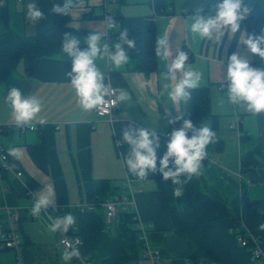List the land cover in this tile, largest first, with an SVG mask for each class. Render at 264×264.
Masks as SVG:
<instances>
[{
	"label": "crops",
	"instance_id": "obj_1",
	"mask_svg": "<svg viewBox=\"0 0 264 264\" xmlns=\"http://www.w3.org/2000/svg\"><path fill=\"white\" fill-rule=\"evenodd\" d=\"M142 1L143 4H128L126 0H100L97 4L95 0H83L80 8L85 10L77 18L75 13L69 17L64 33L77 37L81 41L79 47L83 50L87 47L84 38L99 24L102 26L107 15H154L151 2ZM208 1H170L169 10L172 14L155 15V32L157 36L171 26L169 43L173 45L174 56L178 44L182 51L190 53V60L186 63H192L194 68L204 74L200 87L209 88L210 110L213 115L219 116L216 133L223 140L224 149L209 157L201 175L220 195L233 199L242 192L240 175L243 158L255 147L264 151V114L253 116L241 110L242 128L250 137L247 141L242 140L240 134L230 128L226 93L219 86L224 83L228 58L232 53H238L249 62L259 58L249 53L240 43L247 36L242 22L240 31L244 33L237 32L232 38L226 33L220 44L215 40L193 39L189 31L190 15H194L200 8L203 9L202 15L208 13L212 8ZM28 2L30 0H8L5 5L14 32L22 37H32L52 29L56 14H51L50 9L53 3H62V0H35L47 17L36 24L26 19ZM124 5H131L132 8L124 9ZM111 32L117 34L116 30ZM220 60L223 61L221 68ZM100 64L102 70L108 72L106 83L117 90L118 96L121 92L128 93L131 97L128 104L133 105L121 103L111 121L99 118L95 109L85 111L78 105L69 84L70 79L65 75L71 71V60L61 50L52 56L37 59L31 73L26 72L22 61L13 67L7 57L0 56V126H15L11 108L3 99L13 87L19 89L22 96L31 94L41 99L43 110L40 116L47 120L43 126L37 124L36 131L22 132L13 127L0 133V146L6 154L9 146L19 147L24 153L20 161L7 156L8 169L0 168V207L9 205L19 212L16 230L21 239L18 252L0 249V264H17V255L21 258V264H63L60 257L64 247L59 244L62 235L58 232L53 236L47 232V216H63L68 210L93 205L90 199L93 185L103 180L118 189L117 194L106 199H112L118 193L132 196L136 208L130 210L136 213L146 230L151 229L165 238L153 246L161 251L160 264H213L207 258L196 259L189 242L173 235V220L154 194L153 174L140 181L128 172L124 164V156L129 152V146L121 139L124 127L129 124L138 128L157 126V134L164 137L181 127L182 120L175 124L168 123L164 109L170 107L171 102H164L166 97L159 99L163 83L160 74L166 72V68L158 67V61L156 70L150 73L136 69L132 60L120 70H110L106 62ZM139 79H151L152 87L139 88ZM222 100L225 102L221 103ZM169 110L173 117L179 115L175 108L170 107ZM181 111L185 114L186 106L181 105ZM204 121L209 125L213 123L211 118ZM188 135L190 137L191 133ZM259 161L260 165L254 169L259 182H252L249 174L244 175L243 180L247 184L246 193L252 207L264 212V159ZM12 164L16 167L9 171ZM44 184L54 187L55 204L49 206V210L41 213L40 217H33L30 211L36 198L33 193L40 191ZM126 184L129 188L125 187ZM5 217L0 214V225L4 223ZM71 264L87 262L81 256L79 260L74 258ZM137 264L154 263L142 257Z\"/></svg>",
	"mask_w": 264,
	"mask_h": 264
},
{
	"label": "clouds",
	"instance_id": "obj_2",
	"mask_svg": "<svg viewBox=\"0 0 264 264\" xmlns=\"http://www.w3.org/2000/svg\"><path fill=\"white\" fill-rule=\"evenodd\" d=\"M83 0H62V3H53L51 14L71 17L73 13L78 15L85 9L80 8ZM97 4L100 0H95ZM184 0H182V3ZM79 9V11H77ZM200 8L191 16L189 31L193 39L215 40L220 44L222 37L227 33L230 38L240 31V22L251 13L244 0H222L216 3L206 14H201ZM47 17L35 0H30L26 5V19L36 24ZM72 26V25H71ZM168 29L158 34L155 38L154 52L158 67L166 68L161 73L163 83L159 99L166 97L164 102H171V108L179 113L173 117L170 107L164 109L169 124L183 121L181 127L174 129L168 136L165 144L166 151L162 156H157V149L162 146V137L157 134V126L138 128L132 124L122 129V141L129 146V152L124 156V164L128 172L140 181H144L150 174L159 173L165 182L171 181L174 198L182 197L184 186L193 177H199L203 172V161L208 157L210 145L218 142V135L211 126L203 121L194 126L191 119H184L181 105L187 106L191 99V90L201 86L203 72L194 68L192 63H186L188 54L182 51L178 44L169 43ZM109 30L119 33L118 41L109 44L105 37ZM244 33V32H241ZM81 41L71 33H64L59 50L71 60V71L65 73L70 79V87L74 90L78 105L85 111L96 109L105 102L110 85L106 83L108 72L102 70L100 62H106L110 70H120L131 61L128 50L136 48V39L130 38L126 28L114 20L111 15L104 17L102 26L90 31L84 38L87 47L80 49ZM244 49L264 61V29L259 35L248 34L240 40ZM58 55V54H57ZM59 59L61 56L58 55ZM223 61L220 60V68ZM226 88V102L239 106L253 116L264 114V69L250 66L249 61L238 53H232L228 58L226 77L223 80ZM151 79H139L138 87L141 89L152 87ZM4 102L11 108V115L16 128H30L35 131L36 125L47 123L46 118L40 116L43 110V101L31 94L22 96L21 91L15 87L3 97ZM131 97L126 92H121L114 102V107L124 103L126 106ZM225 101L222 100L221 103ZM159 118V117H158ZM189 133L191 136L189 137ZM23 149L15 146L7 148V156L13 160L23 159ZM7 159V157H5ZM12 164L9 171L15 169ZM36 176V175H35ZM36 197L30 209L33 217H40L41 213L55 204L56 193L51 184H44L42 189L34 192ZM76 217L72 213L65 215H48L46 230L48 233H60L62 236L76 224ZM259 231H264V223L258 225ZM81 241L63 238L59 244L63 245L61 261L63 264H71V261L80 259L79 249Z\"/></svg>",
	"mask_w": 264,
	"mask_h": 264
},
{
	"label": "trees",
	"instance_id": "obj_3",
	"mask_svg": "<svg viewBox=\"0 0 264 264\" xmlns=\"http://www.w3.org/2000/svg\"><path fill=\"white\" fill-rule=\"evenodd\" d=\"M170 1L172 2V0H154V15L113 17L120 27L128 30L130 38L136 39V48L128 50V55L138 70L147 73L156 70L154 17L172 14L169 10ZM219 2L222 0L208 1L211 7ZM244 3L252 9V13L241 22L248 34L259 35L264 29V0H244ZM68 19L67 16L56 14L52 29L32 37H22L11 28L6 7L0 6V56L7 57L13 67L22 61L26 72L31 73L37 59L52 56L60 51L64 26ZM115 35L119 36V33ZM186 53L190 57L187 50ZM249 63L252 67L264 69V61L260 59ZM210 101L208 87L191 90V99L186 106L184 119H191L194 126H198L206 118H211L213 123L210 126L216 131L219 116L212 114ZM238 133L242 140L250 139L244 133L242 124ZM161 137L163 143L157 149L158 157L166 151L165 144L168 140L164 136ZM223 149L224 142L221 139L210 145L208 157L203 161V165L213 153L221 152ZM259 159H264V151L259 147L253 148L246 154L242 160L243 177L255 171L254 169L260 165ZM152 179L155 182L154 194L173 220V235L189 242L195 251L196 259L207 258L215 264H256L251 259L248 248L237 240L239 233L250 232L259 239L264 251V231L258 230V225L264 223V212L252 207L246 193L245 182L240 195L227 199L210 187L200 175L193 177L184 186L182 197L174 198V185L171 181H163L159 173L153 174ZM117 191L118 189L113 188L107 180L96 182L90 195L94 205L93 210L87 209L81 212L75 209L63 214L70 212L76 217L77 222L68 233L80 237L81 256L94 264H137L142 257H145L146 246L140 237L141 232L136 229L135 212L130 209H120L117 219L112 224L106 221L105 210L101 203L108 196L117 194ZM118 194L117 196L123 195ZM146 233L152 247L165 240L151 229Z\"/></svg>",
	"mask_w": 264,
	"mask_h": 264
},
{
	"label": "built area",
	"instance_id": "obj_4",
	"mask_svg": "<svg viewBox=\"0 0 264 264\" xmlns=\"http://www.w3.org/2000/svg\"><path fill=\"white\" fill-rule=\"evenodd\" d=\"M7 1L8 0H0V6H5ZM16 1L20 2L22 0H16ZM147 1L151 2L153 6L154 0H147ZM183 12L185 13L186 10H183ZM111 31L112 30L108 31V34L105 38L109 44L118 41V36L114 35L113 32ZM225 88H226L225 82L220 84L219 89L221 91H225ZM117 97H118L117 90L114 87L110 86L108 94L105 95V102L99 105L95 109V112L99 118L108 119L109 121L112 120L111 118H112L114 111L119 107V105L114 107V102L116 101ZM233 109H234V117L230 124V128L236 132H239L240 124H242V116H241L242 108H240L239 106L233 105ZM13 127L15 126H11V125L0 126V133H2L6 129L13 128ZM37 129H38V125H36L35 131ZM20 130L22 132L33 131L27 127L20 129ZM169 135L170 134H168L166 138H168ZM5 157H7V154L6 152H4V150L0 146V168L3 170L8 169V163ZM18 176H20V174H18ZM240 179L242 181L241 187L243 189V183H244L243 179L244 178L242 174L240 175ZM125 187L129 188L127 184L125 185ZM101 205L105 210L106 221L108 224L113 223L117 219L119 209L134 210L136 208L135 201L132 198V196L126 195V194H123L122 196H116L112 199H106L104 202H102ZM79 209L82 212H84L87 209L93 210L94 205H90L88 207H80ZM46 210H49V208H47ZM0 214L6 216L4 223L0 225V249L1 250H13L15 252H18V250L21 247V239L16 230V224L20 219V214L16 210L15 207H12L9 205H4L0 207ZM136 229L141 232L140 237L145 242V246H146L145 258H149L154 264H160L161 251L151 246V244L148 241V236L146 233L147 230L145 226L142 224V222L138 220V218H137ZM65 237L68 239L78 238L81 241L79 246L82 245V240L77 235H70L69 233H66L62 236V239ZM237 240L242 246L248 248L251 259L254 262H256V264H264V251L260 246V241L258 238H256L250 232H248V233H239L237 235ZM17 264H21V258L19 255H17ZM87 264H93V263L87 262Z\"/></svg>",
	"mask_w": 264,
	"mask_h": 264
},
{
	"label": "rangeland",
	"instance_id": "obj_5",
	"mask_svg": "<svg viewBox=\"0 0 264 264\" xmlns=\"http://www.w3.org/2000/svg\"><path fill=\"white\" fill-rule=\"evenodd\" d=\"M126 2L128 3V4H134V3H142L143 4V2L144 1H142V0H126ZM190 2V1H189ZM110 6H113V4H109ZM116 5H117V1H116ZM118 6V5H117ZM123 8L124 9H126V8H132L131 7V5H124L123 6ZM117 9V8H116ZM228 108H229V121L230 122H232L231 120H233V117H234V109H233V105H231L230 103H228ZM241 114H242V112H241ZM236 132V131H235ZM85 260H86V262H91L90 260H88V259H86V258H84ZM93 263V262H92ZM213 264H215L214 262H212ZM94 264V263H93Z\"/></svg>",
	"mask_w": 264,
	"mask_h": 264
},
{
	"label": "water",
	"instance_id": "obj_6",
	"mask_svg": "<svg viewBox=\"0 0 264 264\" xmlns=\"http://www.w3.org/2000/svg\"><path fill=\"white\" fill-rule=\"evenodd\" d=\"M249 178L252 182H259V178L255 172L250 173Z\"/></svg>",
	"mask_w": 264,
	"mask_h": 264
}]
</instances>
